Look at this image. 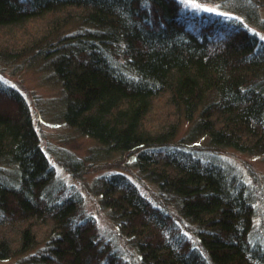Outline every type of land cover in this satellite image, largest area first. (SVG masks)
<instances>
[{
    "label": "trees",
    "instance_id": "trees-1",
    "mask_svg": "<svg viewBox=\"0 0 264 264\" xmlns=\"http://www.w3.org/2000/svg\"><path fill=\"white\" fill-rule=\"evenodd\" d=\"M30 55L55 74L61 121L107 153L132 156L176 212L106 173L93 186L118 233L102 232L77 194H61L27 99L0 81V161L14 170H0V259L264 264L253 191L172 144L184 122L185 143L202 137L264 156V37L180 0H0V57Z\"/></svg>",
    "mask_w": 264,
    "mask_h": 264
},
{
    "label": "rangeland",
    "instance_id": "rangeland-1",
    "mask_svg": "<svg viewBox=\"0 0 264 264\" xmlns=\"http://www.w3.org/2000/svg\"><path fill=\"white\" fill-rule=\"evenodd\" d=\"M180 1L198 13L221 14L240 20L251 32L264 37V0ZM0 81L17 89L27 99L40 145L54 167L55 182L66 191L64 193L62 190L61 194H77L80 200L79 212L91 214L102 232L109 235L118 233L109 214L101 207L93 186L94 179L106 173H123L137 185L150 202L176 212L173 201L161 196L156 184L136 168L132 156L107 153L99 149L94 140L79 134L61 121L63 97L55 74L47 64L33 55L14 61L0 57ZM186 126L184 122L181 123L172 144H178L185 150L194 149L203 159L222 165L229 175H233L253 191L254 226L264 234V156L210 146L202 137L185 143ZM6 163L0 161V170L9 175L14 173L13 168ZM120 240L122 241L121 238ZM113 241L119 244L116 239ZM121 252L128 257L123 250ZM129 260L130 264H141L136 254ZM0 264H25V261L22 255L14 254L9 258L0 259Z\"/></svg>",
    "mask_w": 264,
    "mask_h": 264
}]
</instances>
